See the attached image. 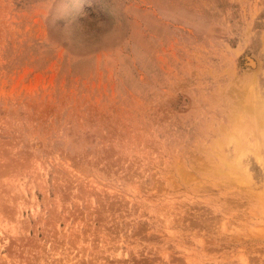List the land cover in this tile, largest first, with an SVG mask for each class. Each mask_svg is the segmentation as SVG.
Masks as SVG:
<instances>
[{
  "label": "rangeland",
  "instance_id": "1",
  "mask_svg": "<svg viewBox=\"0 0 264 264\" xmlns=\"http://www.w3.org/2000/svg\"><path fill=\"white\" fill-rule=\"evenodd\" d=\"M263 125L264 0H0V264H264Z\"/></svg>",
  "mask_w": 264,
  "mask_h": 264
},
{
  "label": "bare ground",
  "instance_id": "2",
  "mask_svg": "<svg viewBox=\"0 0 264 264\" xmlns=\"http://www.w3.org/2000/svg\"><path fill=\"white\" fill-rule=\"evenodd\" d=\"M261 123V122H260ZM257 124H258V122H257ZM261 126V125H260ZM264 126V125H263ZM258 127H259V124H258ZM262 127V126H261ZM263 128V127H262ZM262 128H260V129H262ZM257 136V135H256ZM263 140V139H262ZM261 144V143H260ZM241 146V145H240ZM261 146H262V144H261ZM239 147V146H238ZM242 147V146H241ZM240 147V148H241ZM243 148V147H242ZM257 149V148H256ZM258 149H259V147H258ZM256 152V151H255ZM253 154H254V152H253ZM258 154V153H257Z\"/></svg>",
  "mask_w": 264,
  "mask_h": 264
}]
</instances>
